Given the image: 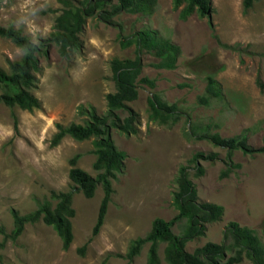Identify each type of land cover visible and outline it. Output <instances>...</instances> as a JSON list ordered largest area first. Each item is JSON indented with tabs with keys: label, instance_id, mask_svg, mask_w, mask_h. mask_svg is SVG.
<instances>
[{
	"label": "rangeland",
	"instance_id": "374dc122",
	"mask_svg": "<svg viewBox=\"0 0 264 264\" xmlns=\"http://www.w3.org/2000/svg\"><path fill=\"white\" fill-rule=\"evenodd\" d=\"M65 1L66 5L60 0H0V26L19 28L37 43L48 37L63 7L80 5V0ZM211 5L212 28L207 18L196 13L179 19L180 7L175 9L173 0H156L150 14L123 10L111 23L93 14L78 34V49L61 55L51 43L47 56L39 57L37 88L32 90L39 108L28 112L0 103V227L8 235L12 209L26 214L51 190H71L68 159L74 154H80L79 168L92 176L97 173L92 168V138L76 141L66 135L53 147L50 138L55 123L82 122L80 107L91 105L98 115L105 113L104 96L114 90L109 60L135 56L133 42L122 44L137 31L150 29L179 48L170 69L156 67L159 59L150 51L140 53V77L152 85L137 80L136 98L126 102L134 113L135 132L111 129L113 143L125 152V158L121 171L110 179L112 193L98 233L89 240L103 194L100 184L91 198L72 190V240L66 249L55 230L39 219L25 223L14 239L0 233V264H125L122 255L131 239L143 236L154 217L169 220L177 213L172 192L181 166L195 187L197 202L223 207L218 220L205 224L203 235L185 243L188 252L207 241L220 243L225 226L232 221L254 229L264 243V152L245 154L235 149L228 156L226 148L196 136L217 132L232 137L244 131L249 146L262 145L264 92L255 78L264 82V0L254 1L246 12L242 0H211ZM21 55L9 39L0 37V66L7 68V58ZM207 76L221 83L223 97L209 98L205 105L198 98L205 95ZM153 93L166 104L176 105L175 122L163 125L148 119L147 99ZM126 114L118 110L120 118ZM196 153L214 154L197 159L201 174L191 160ZM186 223L185 218L177 220L172 232L181 234ZM86 242L80 254L78 249ZM147 247L143 245L130 264H145ZM163 247L160 243L159 264H166ZM237 264L252 262L242 257Z\"/></svg>",
	"mask_w": 264,
	"mask_h": 264
},
{
	"label": "trees",
	"instance_id": "16d2710c",
	"mask_svg": "<svg viewBox=\"0 0 264 264\" xmlns=\"http://www.w3.org/2000/svg\"><path fill=\"white\" fill-rule=\"evenodd\" d=\"M66 5L65 0H60ZM254 1L242 0V11L246 12ZM79 7H63L60 14L54 19L52 31L48 37L41 38L37 43L32 42L19 28L11 25L0 26V37L9 39L21 51L19 59H6L7 68L0 66V103L12 108L17 106L21 110L32 112L40 107V101L32 94L37 88L36 73L39 71V57L47 56L48 47L51 43L57 45L61 55H66L69 50L79 48L78 34L82 31L85 19L95 14L96 18L111 23L112 17L123 10L131 12L152 13L156 0H80ZM173 7L177 9L179 19H186L192 13L200 18H207V23L212 28L210 14L213 11L211 0H173ZM134 43L135 56L133 58L119 59L113 57L109 60V67L114 81L113 92L105 94L107 109L104 114L98 115L93 106L80 107L79 113L84 115L82 122H69L66 125L55 123L56 131L50 138V146H56L64 136H70L76 141L91 139L94 155L92 168L97 173L92 176L79 168L76 163L80 154H74L68 159L70 168L68 178L72 182L69 191H53L49 197L37 204L36 209L20 215L14 209L12 217V229L5 235L0 227V233L12 239L16 238L23 230L27 222H35L39 219L46 225L51 226L61 240L63 249H66L72 240V228L70 218L74 215L71 207L73 191H80L84 197L91 198L98 184L102 189V197L97 210L96 219L91 229L89 240L95 236L103 223L107 204L112 193L111 181L120 172L125 158V152L118 149L111 138V129L123 133H134V113L126 105V102L134 100L137 95L136 81L140 80L152 85L146 77H140L142 61L140 53L142 49L150 51L159 62L158 68L170 69L174 67L175 59L179 54V48L168 38L157 36L155 31L142 29L132 35L124 44ZM255 84L260 92H264V82L259 76L255 78ZM222 85L214 77H206L205 95L198 100L207 104L209 98H222ZM149 112L147 117L150 121H157L163 125H169L177 120L179 111L176 105L166 104L156 94L147 99ZM118 110H125L127 114L120 118ZM14 129L16 118L13 116ZM247 130V129H244ZM193 133L192 130L188 131ZM197 138L208 139L212 144L224 147L229 156L232 150H240L245 154L264 152V134L262 145L259 147L249 146L246 142L245 132L232 137H221L219 133H200ZM214 154L207 156L196 153L192 162L197 166L198 174L202 173L201 167L196 164L198 158H212ZM186 167L181 166L175 178L176 190L172 192V200L177 213L169 220L154 217L150 222L149 230L143 236L131 239L125 253V264H130L143 247L148 244L145 256V264H159L158 247H163V260L166 264H237L246 257L252 264H264V243L256 231L246 226H240L236 222H229L224 229L220 243L211 241L195 248L192 252L185 249V243L196 236H201L205 230V224L216 221L222 215L223 207L210 202H197L196 191L192 182L187 178ZM225 174V173H224ZM186 219V226L181 234H174L171 226L179 219ZM264 236V220L261 226ZM88 242V241H87ZM87 242L78 249L83 253ZM2 246V243H0ZM229 252V253H227Z\"/></svg>",
	"mask_w": 264,
	"mask_h": 264
}]
</instances>
